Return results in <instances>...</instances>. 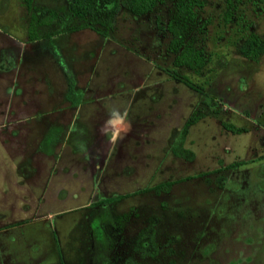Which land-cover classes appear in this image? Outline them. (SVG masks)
<instances>
[{
  "label": "rangeland",
  "instance_id": "374dc122",
  "mask_svg": "<svg viewBox=\"0 0 264 264\" xmlns=\"http://www.w3.org/2000/svg\"><path fill=\"white\" fill-rule=\"evenodd\" d=\"M67 2L32 0L27 9L23 0H0V48L19 47L30 13L39 40L21 47L14 67L0 69V215L15 222L0 236V257L16 264L231 263L224 258L239 253L233 236L248 189L229 191L226 217L236 220L217 234V202L236 174L219 168L264 154V51L257 61L238 52L250 32L264 39V0H203L187 34L202 51L198 69L173 66L170 33L157 29L174 0L142 15L120 8L109 28L97 30L67 16ZM64 70L79 106L65 98ZM113 111L130 124L115 143L100 131ZM192 113L200 118L182 141L193 155L187 161L171 147ZM16 166L34 173L9 197L3 190L11 179L1 171ZM166 181L174 182L160 192L140 191ZM124 193L132 194L103 200Z\"/></svg>",
  "mask_w": 264,
  "mask_h": 264
},
{
  "label": "trees",
  "instance_id": "16d2710c",
  "mask_svg": "<svg viewBox=\"0 0 264 264\" xmlns=\"http://www.w3.org/2000/svg\"><path fill=\"white\" fill-rule=\"evenodd\" d=\"M31 1L32 0H23V3L27 9L31 7ZM161 1L162 0H68L65 14L73 18H85L86 23L83 27L97 30L95 25L109 28L114 16L117 14L120 8H123L134 15H142L151 12ZM202 5L203 0H174L170 17L167 20L165 26L156 22L159 33L163 32L165 29L170 33V38L167 43V51L174 55L172 58V65L175 67L185 66L190 69H198L204 63L201 49H196L194 46H192L189 37L187 38V34L191 31L196 23V9L202 7ZM44 11V9H41L40 13H43ZM226 16H229V13H227ZM36 21V14L30 13L27 26V39L29 40L37 38ZM200 26L198 28H200ZM73 30L76 29H72V31ZM53 34L55 33H46L44 38L52 36ZM263 51L264 39L254 32H250L238 47L239 54L251 61H257ZM64 73L66 77L65 98L70 102L71 105H77L78 97L76 96V92L73 88L72 75L65 70ZM199 118L200 115L197 113H192L187 117L180 130L179 142L171 147L173 154L183 157L187 161H191L193 155L189 149L182 147V141L188 131V127L194 124ZM224 128L231 133H241L244 131L242 127H236L230 124H224ZM45 138L46 139L44 140H46V143L52 139L51 136H47ZM45 152L50 153L49 149H46ZM246 162L247 161L240 160L235 161L220 167L219 169H233L245 164ZM249 162H251V160ZM204 174H206V172L191 177H198ZM191 177H184L183 180ZM173 182L174 181H166L156 184L152 187L143 188L140 191L154 190L155 192H158L161 189H165V186L168 187ZM131 194L132 193L117 194L103 200L105 202H113L121 198L128 197ZM145 233L146 229H143L138 233V241L143 240V235Z\"/></svg>",
  "mask_w": 264,
  "mask_h": 264
},
{
  "label": "crops",
  "instance_id": "0c3cea01",
  "mask_svg": "<svg viewBox=\"0 0 264 264\" xmlns=\"http://www.w3.org/2000/svg\"><path fill=\"white\" fill-rule=\"evenodd\" d=\"M29 21V18H28ZM26 24V23H25ZM27 24H26V38L22 39L18 44L19 47H15L14 45L11 47H5L0 48V69L3 68L1 65H11L14 67L17 63H19L22 60L23 52L21 50L22 48H25L28 44H32L35 42H39V40L33 39L29 40L27 39ZM81 30V29H79ZM78 30H73L68 33H64L61 38L68 36V34L75 32ZM58 35L53 34L52 36H49L50 39L57 38ZM26 39V40H25ZM4 66V67H5ZM87 92V90H86ZM86 96L88 93H85ZM83 102V100H82ZM81 102V104H82ZM80 104V106H81ZM79 106L75 105L74 107ZM5 140H13L11 138H6ZM42 153V152H41ZM44 155H52L51 154H45ZM97 166V164H96ZM29 169H25L21 166H16L12 169L6 168L5 171H1L6 176H9L11 179V182L9 183V186L5 189L4 192L6 194L8 193H16L17 189L21 186H25L26 182H30L27 179H25V175H27V171ZM241 170V171H240ZM224 171V170H222ZM29 172L34 173V170L31 169ZM233 173L235 174V181L226 180L222 189V192L220 194V197L218 199L217 205L218 208L221 210V213H216L214 216L216 217V223L219 221L220 225H217L216 233H224L225 236L229 229L228 225L232 222L233 219H235V216L232 215V219L228 218L227 215H229V212L225 210V206L230 204L229 200V191L234 190L237 191V189H234V187H237L239 189H248L247 196H244V199L240 206V221L236 223L235 227L238 228V232L236 235L233 236L234 239L238 240L239 246L237 247L239 249V253L236 252L232 257L224 258L231 261V263L226 264H264V179L260 180L259 177H264V154L260 156H256L252 158L251 162H246L245 164L233 168L231 171V175ZM1 174V173H0ZM12 177V178H11ZM229 178L230 175H229ZM229 182V185H228ZM241 187V188H240ZM11 194H8L6 196L10 197ZM5 196V195H4ZM18 197V195H15ZM236 199L231 200V202H234ZM238 200L237 203L241 202ZM212 218L210 217V221L212 222ZM236 220V219H235ZM229 222V224H226V222ZM0 236L2 234L5 236L6 233L9 230V227L11 226V223L15 222H7L3 217L2 214L0 215ZM215 223V224H216ZM233 223V222H232ZM226 228V231L224 230ZM140 232V231H139ZM138 232V233H139ZM5 233V234H4ZM138 236V234H137ZM223 236V237H224ZM212 242V243H211ZM207 244L209 245H215L214 240H212ZM1 243V241H0ZM223 246V244L221 245ZM223 248H225L223 246ZM215 246L212 249V252L214 253ZM225 250V249H224ZM1 252V249H0ZM209 253V256H213V253ZM0 264H16L12 260V258L7 257V259L3 258L2 255L0 257Z\"/></svg>",
  "mask_w": 264,
  "mask_h": 264
},
{
  "label": "clouds",
  "instance_id": "9594fccd",
  "mask_svg": "<svg viewBox=\"0 0 264 264\" xmlns=\"http://www.w3.org/2000/svg\"><path fill=\"white\" fill-rule=\"evenodd\" d=\"M130 130V124L126 121V114L121 115L113 111L108 121L101 127V133L108 135L111 142L115 143L120 137L121 133H127Z\"/></svg>",
  "mask_w": 264,
  "mask_h": 264
},
{
  "label": "flooded vegetation",
  "instance_id": "af4514ba",
  "mask_svg": "<svg viewBox=\"0 0 264 264\" xmlns=\"http://www.w3.org/2000/svg\"><path fill=\"white\" fill-rule=\"evenodd\" d=\"M49 154H51V153H49ZM138 234V233H137ZM138 242H140V241H138Z\"/></svg>",
  "mask_w": 264,
  "mask_h": 264
}]
</instances>
